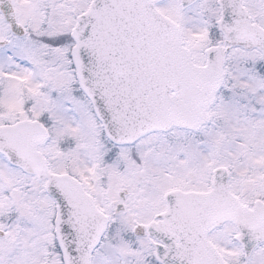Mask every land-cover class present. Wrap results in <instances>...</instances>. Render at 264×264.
I'll return each instance as SVG.
<instances>
[{
	"label": "snow or ice",
	"instance_id": "obj_1",
	"mask_svg": "<svg viewBox=\"0 0 264 264\" xmlns=\"http://www.w3.org/2000/svg\"><path fill=\"white\" fill-rule=\"evenodd\" d=\"M0 264H264V0H0Z\"/></svg>",
	"mask_w": 264,
	"mask_h": 264
}]
</instances>
